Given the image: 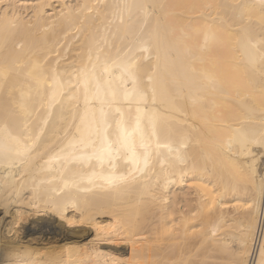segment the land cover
Listing matches in <instances>:
<instances>
[{
	"label": "bare ground",
	"instance_id": "1",
	"mask_svg": "<svg viewBox=\"0 0 264 264\" xmlns=\"http://www.w3.org/2000/svg\"><path fill=\"white\" fill-rule=\"evenodd\" d=\"M0 264H264V0H0Z\"/></svg>",
	"mask_w": 264,
	"mask_h": 264
},
{
	"label": "rangeland",
	"instance_id": "2",
	"mask_svg": "<svg viewBox=\"0 0 264 264\" xmlns=\"http://www.w3.org/2000/svg\"><path fill=\"white\" fill-rule=\"evenodd\" d=\"M43 218V219H37V218ZM56 217V216H55ZM35 220L36 221V223L37 224H31V221L32 220ZM55 219H58V218H55ZM33 220V221H34ZM47 220V221H46ZM61 220H62V222L63 221H66L65 223L66 224H64L63 223V225L65 226L64 228H62L60 225H58V224H56V223H53V221H52V219L49 217V216H47V215H45V214H43V213H38V214H35V216H31L30 215V217L28 216L27 217V220L25 221V220H23V221H21L20 220V222L18 223V225H24L25 227H27V228H32V230H33V234L32 235H23V233L20 235V233H18V235L20 236V237H25L26 239V241L28 240V241H30V242H34V240H35V242L37 241V243H40L39 241H38V239H40L41 240V238L43 239V240H45L44 242H46V239H48L49 241H51V240H53V238L55 237V240L56 241H59L60 240V238H64L65 236H72V238H76V239H78V240H87V239H92L94 242H98L97 244H100L99 246L101 247V248H103V249H105V250H109V251H115V250H118V252H121L122 251V249H123V247H124V245H125V242L123 243V242H121V243H119V241H115V240H111L110 238H107L106 239V237H108L107 236V234H106V231L105 230H103L102 231V235H101V232H100V230H102V229H100V226H99V228L98 227H96V228H93V226H89V227H86V228H88V229H91V227H92V229L90 230V231H86V232H84V231H82V230H76V232H73V231H67L66 230V226H68L67 227V229L70 227L69 226V224L72 222V226L71 227H73V225L74 226H78V225H81L82 226V224H79V222H78V224L76 223H74L75 221L74 220H70V222H69V220H67V219H60V220H58L59 222H61ZM25 221V222H24ZM30 221V222H29ZM39 221V222H38ZM45 221V222H44ZM74 221V222H73ZM49 222V223H48ZM61 222V223H62ZM69 224H68V223ZM22 223V224H21ZM24 223V224H23ZM74 223V224H73ZM43 224V225H42ZM68 224V225H67ZM29 225V226H28ZM84 226V225H83ZM17 228L19 227V226H16ZM21 227V226H20ZM20 227L18 228V229H20ZM51 229H50V228ZM95 227V226H94ZM97 230V232H96V230ZM53 230V231H52ZM92 230H94V233L92 232ZM78 231H80V232H78ZM21 232V231H20ZM59 232V233H58ZM78 232V233H77ZM84 232V233H83ZM89 232H91V233H88ZM38 233V234H37ZM57 233V234H56ZM86 233V234H85ZM25 234H27V233H25ZM72 234V235H71ZM75 234V235H74ZM78 234V235H77ZM83 234V235H82ZM99 236H98V235ZM11 235H12V233H11ZM10 234L8 235V236H11ZM82 235V236H81ZM87 235H88V237H87ZM42 236V237H41ZM53 236V237H52ZM62 236V237H61ZM93 236V237H92ZM106 236V237H105ZM50 238H51V240H50ZM59 239V240H58ZM106 240V241H104V240ZM110 240V241H109ZM34 242V243H35ZM101 242V243H100ZM115 244H114V243ZM33 243V244H34ZM113 243V244H112ZM102 244V245H101ZM107 244V245H106Z\"/></svg>",
	"mask_w": 264,
	"mask_h": 264
}]
</instances>
